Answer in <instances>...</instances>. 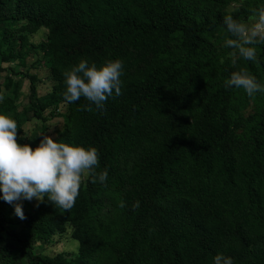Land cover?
I'll return each mask as SVG.
<instances>
[{
    "label": "trees",
    "instance_id": "16d2710c",
    "mask_svg": "<svg viewBox=\"0 0 264 264\" xmlns=\"http://www.w3.org/2000/svg\"><path fill=\"white\" fill-rule=\"evenodd\" d=\"M38 9L33 26L52 31L51 52L62 60L103 57L118 59L126 51L144 59L140 79L108 98L103 109L81 97L73 102L76 140L95 147L97 172L107 171L105 183L88 176L90 200L103 191H126L117 239L107 242L94 229L79 226L81 261L64 254L45 256L35 251L34 240H45L79 209L65 212L46 200L35 213H25L23 227L11 224L15 211L0 195V228L28 264H214L218 253L233 264H264V108L252 127L251 143L238 160L231 130V104L237 88L225 87L226 74L209 92L196 119V140L187 143L192 124L186 117L200 72L211 58L208 36L227 31L222 16H198L183 0H57ZM22 12V10H20ZM246 9L233 12L241 20ZM6 0H0V24L6 19ZM228 32V31H227ZM257 81L264 77L248 61ZM65 91L56 85L53 100ZM30 104L42 118L47 103L38 97L30 77ZM152 114L170 118L157 146L137 162L134 175L118 173L123 150L130 151L144 137L135 123ZM67 138V137H66ZM64 142V141H61ZM139 201V207L133 205ZM20 219V218H19ZM12 259L0 249V260Z\"/></svg>",
    "mask_w": 264,
    "mask_h": 264
},
{
    "label": "rangeland",
    "instance_id": "374dc122",
    "mask_svg": "<svg viewBox=\"0 0 264 264\" xmlns=\"http://www.w3.org/2000/svg\"><path fill=\"white\" fill-rule=\"evenodd\" d=\"M183 2L196 15H207L212 18L218 15L222 17L232 15L233 12L244 8L249 11V14L243 16L240 21L245 23L249 21L254 9L264 6V0H183ZM50 4L58 10L57 0H6L7 17L0 24V97H3L0 100V114L8 115L16 121L19 143L31 144L33 148L46 135L65 143L78 144L72 103L65 102L63 95L65 91L54 101L53 90L60 83L66 90L63 72L77 65L81 59H87L89 63L95 62L97 66L105 62L103 57L95 56L72 61L62 60L51 52V29L46 26H33L31 23L38 9ZM227 38H231V34L225 30L215 31L208 36V41L212 44L211 58L199 74L185 113L193 128L187 136L188 144L196 140V119L210 90L226 74H232L240 67H246L250 73L248 61L243 58H238L237 65L232 66L228 55L232 49L224 47V41ZM254 47L257 53L254 62L259 66L260 73L264 74V43H258ZM134 56L136 52L130 51L118 56V59L123 62L122 88L140 79L144 73L146 61L144 59L134 61ZM31 76L35 77L38 97L47 103V107L42 111V118L34 116L31 108ZM258 82L264 84V77ZM263 108L264 93L256 92L250 97L243 89L237 90L231 104V130L238 160L242 158L243 152L251 143L252 127ZM169 121L170 118L152 114L143 121L135 122L143 131L144 137L134 149L121 152L118 163L119 174L134 175L138 160L156 148L160 134L166 129ZM261 164L264 169V159L261 160ZM86 180L87 177L82 179L79 195L76 198L75 206L79 211L75 221H66L65 229L57 230L48 239L34 240L33 244L37 253L45 256L62 253L70 261H81L80 242L76 237V229L79 226L98 231L107 242L117 239L123 218V208L119 204L125 201L127 192L103 191L95 197V201H92L88 196ZM21 203L24 211L33 214L42 202L34 198L32 201L23 200ZM13 206L15 207L14 204L10 205L11 209ZM10 216L12 217L11 225L18 231L21 230L23 223L15 211L12 210ZM6 247L11 250L12 259H1L0 264H28L26 259L20 257L13 243L5 238L0 228V249ZM104 257L107 258L108 253L104 256L98 255L94 262L100 264V260Z\"/></svg>",
    "mask_w": 264,
    "mask_h": 264
},
{
    "label": "clouds",
    "instance_id": "9594fccd",
    "mask_svg": "<svg viewBox=\"0 0 264 264\" xmlns=\"http://www.w3.org/2000/svg\"><path fill=\"white\" fill-rule=\"evenodd\" d=\"M224 24L231 38L224 41V47L232 49L228 53L233 67L238 58L246 61L256 60L254 45L264 43V6L254 9L247 23L225 15ZM123 62L120 59L107 60L97 66L81 59L79 63L63 72L67 103L78 101L81 97L103 109L109 97L122 94ZM225 87L243 89L252 97L256 92L264 93V84L257 81L246 67L233 71L225 81ZM3 97H0L2 100ZM17 123L8 115L0 114V191L3 199L15 205V213L25 219L21 201H48L67 212L75 205L84 177H91L95 183H105L108 172H97L99 154L95 147H85L55 140L44 136L33 148L31 144H21L17 139ZM106 186V183H105ZM38 206V204H37ZM121 208L125 207L123 201ZM139 207L137 201L133 208ZM214 264H233L230 256L218 253Z\"/></svg>",
    "mask_w": 264,
    "mask_h": 264
}]
</instances>
